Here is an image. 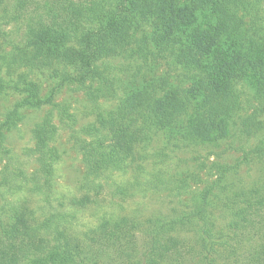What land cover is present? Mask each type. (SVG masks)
I'll return each instance as SVG.
<instances>
[{
  "label": "trees",
  "instance_id": "obj_1",
  "mask_svg": "<svg viewBox=\"0 0 264 264\" xmlns=\"http://www.w3.org/2000/svg\"><path fill=\"white\" fill-rule=\"evenodd\" d=\"M184 1L191 10H200L203 3V0ZM178 3L176 0H0L1 20L10 25H22L11 32L0 30V38L14 32L12 37L7 35V43L13 53L23 57L32 53L33 60L44 61L49 58L68 60L66 47L80 44L86 53L77 67V76L68 74L65 77L81 85L93 101L94 94L100 93L99 89L93 87L94 82L112 85L100 76L99 60L119 54L133 55L132 52L138 49L130 52L129 46L136 43L132 42L131 32L138 31L141 27L139 24L150 22L160 12L168 11L170 23H174L177 16L171 12ZM213 3L217 30L212 34V40L198 39L196 49L186 57L194 64L200 63L211 51L210 45L224 50L232 49L235 53L231 56L228 52L230 56H226L221 65L209 72L202 67L199 73L194 72L196 76L205 77L198 81L201 91L196 98L190 96L194 86L180 97L174 92L166 100L153 98L152 93H147L150 88L145 87V95H139V92L128 95L118 113L99 120L100 128L91 124L83 128L81 132L87 138L76 135L73 143L81 155L85 183L95 184L98 172H124L126 162L140 154L158 128L183 125L184 134L189 140H212L221 134L225 118L241 119V111L246 110L252 102V116L245 119L256 121L258 113L263 110L259 99L264 97V30L260 28L264 20V0H213ZM6 4H10V7ZM246 16L249 17L247 22L243 20ZM169 27H163L162 32H171ZM142 37L146 39L147 35ZM147 40L153 44L154 41L166 44L160 36L149 35ZM144 52H148L147 46ZM190 68L193 72L194 67ZM252 72L257 80L255 92L250 93L242 89V80ZM193 84L195 82L190 86ZM6 87L0 78V92ZM12 89L23 91L26 95L13 105L0 122V148H4L5 131L15 125L20 109L44 105L56 107V88L47 97L40 94V87L34 81L23 82L20 87L14 85ZM199 95V100H196ZM192 101H196V106L191 115L180 120V115L186 116L192 108ZM61 114L66 116L63 109ZM139 116L144 119L138 122ZM245 119H242L243 127L249 125ZM249 129L250 126L246 131ZM32 133L34 147L27 151V156L33 158L37 168L27 175L33 179L19 182V185L27 192L34 188L39 191L48 189L49 192L56 163L49 146L55 135L49 115ZM259 150L260 147L255 149ZM8 153L5 150V157ZM22 174L24 172L20 168L12 167L7 162L3 166L0 185L7 186ZM212 188L214 186L194 192L192 208L187 216L155 224V229L147 234L146 240L143 239L141 249L137 244L140 235L136 222L125 218L106 220L82 237L74 238L63 230V214L55 212L35 217L36 213L29 210L26 203H21L13 207L12 224L6 229L0 228V264H166L171 261L186 264V256L191 249H187L184 239L168 236V231L180 229L186 222L196 228L195 234L200 242L198 252L194 250L195 264H264V197L251 189L226 193V199L232 205L241 207L237 211L243 215V219L232 218L228 226L236 236L229 246L230 250H234L233 258L218 262L215 258L217 244L206 226L210 217ZM246 215L247 218L244 217ZM241 227L245 229L242 232L238 231ZM244 244H247L246 248L238 252V246L241 249ZM220 245L227 248L228 237L222 236Z\"/></svg>",
  "mask_w": 264,
  "mask_h": 264
},
{
  "label": "rangeland",
  "instance_id": "obj_2",
  "mask_svg": "<svg viewBox=\"0 0 264 264\" xmlns=\"http://www.w3.org/2000/svg\"><path fill=\"white\" fill-rule=\"evenodd\" d=\"M176 2L179 3L171 12L177 16L174 17V23H170L168 11L160 12L150 22L139 24L141 27L138 31L131 32L132 42L136 43L129 46L130 52L138 49V53L119 54L99 60L100 76L105 78L103 81H110L112 85L94 82L93 87L99 89L100 93L94 94L93 101L81 85L65 77L68 74L77 76V67L86 53L80 44L66 47L68 60L49 58L44 61L33 60L32 53H27L24 57L16 52L14 54L7 43L14 32L12 35L7 34L9 37L6 35L5 38H0V78L7 86L0 92V122L13 105L26 95L23 91L13 90L12 86L20 87L23 82L34 81L39 85L43 97H47L56 88V107H24L19 110L15 125L5 131L4 148H0V183L3 166L7 162L12 167L20 168L24 174L7 186L0 185V228L6 229L12 224L14 206L26 203L28 209L36 213L35 217L55 212L63 214V230L74 238L82 237L106 220L125 218L136 222L138 236L141 237L137 244L141 249L143 239L146 240L147 234L155 226L187 216L192 208L194 192L214 186L206 226L217 244L215 258L218 262L233 258L234 250H230L229 246L236 236L228 226L232 218L240 220L243 215L237 211L241 207L236 208L226 199V193L251 189L264 197V97L259 99L263 110L258 113L256 121L245 119L252 116V102L246 110L241 111V119L225 118L221 134H217L212 140H189L184 134L183 125L156 129L151 140L141 148L140 154L137 153L133 160L126 162L124 172H98L97 182L92 185L85 183L84 165L73 143L76 135L82 139L87 138L81 132L87 125L100 128L99 120L118 113L128 95H135L136 92L145 95V87L150 88L147 93H152L153 98L166 100L172 93L176 92L180 97L194 86L190 96L196 98L201 91V83L198 81L205 77L196 76L197 73L194 72L199 73L201 67L209 72L221 65L226 56L235 53L232 49L224 50L210 45L211 51L201 64H194L187 58L196 49L198 39L212 40L218 22L213 0H203L200 10L189 9L184 0ZM6 5L10 7V4ZM1 15L2 11L0 30L11 32L22 26L20 23L10 25L3 22ZM248 18L246 16L243 20L247 22ZM167 26H170L171 32L165 34L162 28ZM260 28L264 30V20L261 21ZM143 35H147L146 39H143ZM149 35L160 36L166 44L155 41L154 44L152 41L149 43ZM146 46L147 53L144 52ZM29 59L33 62L28 61ZM190 67H194L193 72ZM256 80L253 72L249 73L242 80V89L255 92ZM192 82L195 84L190 86ZM199 97L200 95L196 100ZM190 104L192 108L186 116L181 114L180 120L191 115L196 101ZM61 109L66 116L61 114ZM46 115H49L55 128V135L49 144L56 160L51 188L49 192L48 189L39 191L35 188L29 192L23 191L25 189H22L19 182L33 179L34 177L27 175L37 168L33 158L27 156V151L34 147L32 131ZM243 118L249 125L243 127ZM143 119L142 116L137 117L138 122ZM249 126L251 129L246 131ZM257 147L261 150L255 151ZM5 150L9 152L6 157ZM8 157L11 159H7ZM24 198L27 199L23 200ZM244 217L247 218V215ZM186 223L180 229L168 231V236L185 240L187 249H191L186 256V264H195L194 250L198 252L200 242L195 234L196 228L190 226L189 222ZM244 230L241 227L238 231ZM222 236L228 237L227 248L220 245ZM246 246L244 244L241 249L238 246L237 251ZM166 264L180 263L171 261Z\"/></svg>",
  "mask_w": 264,
  "mask_h": 264
}]
</instances>
